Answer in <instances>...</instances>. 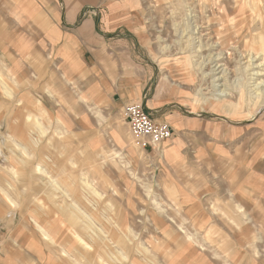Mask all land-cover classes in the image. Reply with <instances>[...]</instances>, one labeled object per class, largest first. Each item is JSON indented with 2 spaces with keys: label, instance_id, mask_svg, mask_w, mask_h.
Instances as JSON below:
<instances>
[{
  "label": "crops",
  "instance_id": "1",
  "mask_svg": "<svg viewBox=\"0 0 264 264\" xmlns=\"http://www.w3.org/2000/svg\"><path fill=\"white\" fill-rule=\"evenodd\" d=\"M104 1L0 0V103L12 96L21 109L36 99L22 110L75 147L80 175L98 192L101 177L152 186L158 216L143 224L155 232L142 238L156 243L142 245L140 264L150 254L155 264H264V121H245L191 73L147 58L132 12ZM130 103L169 127L160 153L134 144L122 116ZM48 191L30 185L17 199L0 180V264H79V251L56 243L66 221ZM5 195L16 209L8 216Z\"/></svg>",
  "mask_w": 264,
  "mask_h": 264
},
{
  "label": "rangeland",
  "instance_id": "2",
  "mask_svg": "<svg viewBox=\"0 0 264 264\" xmlns=\"http://www.w3.org/2000/svg\"><path fill=\"white\" fill-rule=\"evenodd\" d=\"M104 2L123 3L132 12L133 26L139 28L142 53L147 58L165 70L176 68L181 76L191 73L198 88L207 87L215 102L225 101L233 110L238 109L245 121H264V96L255 99L256 94L264 92V0ZM252 5L257 12L250 16ZM237 79L241 80L242 91L236 86ZM4 83L8 90L10 83ZM256 85L258 91L253 95ZM218 90H224L226 96L217 98ZM21 101L25 104L21 109L12 96L0 103V170L4 175L0 180L6 194L18 199L28 196L30 185H50L53 192H47L48 199L61 206L59 211L66 221L60 230L61 240L56 243L63 250L79 251L81 256L73 257L80 260L77 263L140 264L142 245L153 249L156 243L142 238L155 232L156 225L143 224V220H155L157 215L154 201L158 197L152 186L149 192H143L140 183L129 186L128 178L101 177L98 192L89 181L92 178L80 175L83 166L76 163L75 147L64 148L56 137L60 133L44 128L42 114L22 110L33 109L36 99L33 104L28 99ZM260 129L264 131V123ZM37 136L36 143L33 138ZM14 142L19 148L15 149ZM161 145L154 148L159 153ZM42 168L58 173L62 169L63 175L35 176V172L44 175ZM84 179L87 184H83ZM94 202L99 204L96 209L91 207ZM12 208H7L4 216L14 214L16 209ZM161 212L168 215L165 209ZM148 259L150 264L157 263L151 254Z\"/></svg>",
  "mask_w": 264,
  "mask_h": 264
},
{
  "label": "built area",
  "instance_id": "3",
  "mask_svg": "<svg viewBox=\"0 0 264 264\" xmlns=\"http://www.w3.org/2000/svg\"><path fill=\"white\" fill-rule=\"evenodd\" d=\"M122 116L134 144L141 149L159 147L171 137L169 127L152 120L140 103L127 104Z\"/></svg>",
  "mask_w": 264,
  "mask_h": 264
},
{
  "label": "bare ground",
  "instance_id": "4",
  "mask_svg": "<svg viewBox=\"0 0 264 264\" xmlns=\"http://www.w3.org/2000/svg\"><path fill=\"white\" fill-rule=\"evenodd\" d=\"M252 12L250 13V16H252L254 13H256L257 12V9H256V6H254V5H252L251 6V9H250ZM244 12H246V9H244ZM258 17L260 16V15H257ZM260 19H262V17H259ZM253 19H254V17H253ZM237 82H236V86L237 87H239L240 88V91H242V86H241V84H240V81L237 79L236 80ZM242 83V82H241ZM252 86H254V85H252ZM258 86L256 85L255 87H254V90L252 91L253 92V95L254 94H256L257 93V91H258ZM249 89H252V87H250ZM226 92L224 91V90H218V91H216V93H215V96H217V98H220V97H225L226 95ZM252 95V96H253ZM260 96L262 97V96H264V92H262V93H260L259 95H255V99L256 100H258L259 98H260ZM218 100V99H217ZM260 110H262V109H260ZM0 154H1V151H0ZM84 182V183H83ZM82 183L83 184H87V182H86V180L84 179V181H83ZM7 198V197H6ZM8 199V203H9V205L11 206V207H14V203H13V201L11 200V199H9V198H7ZM77 239H78V237H77ZM112 256H114V255H112ZM116 258H117V256H116ZM115 258V259H116Z\"/></svg>",
  "mask_w": 264,
  "mask_h": 264
}]
</instances>
